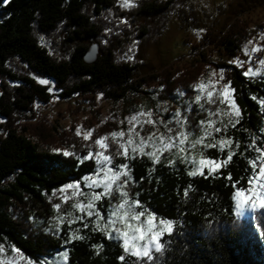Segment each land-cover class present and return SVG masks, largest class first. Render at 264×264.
<instances>
[{
	"label": "trees",
	"instance_id": "trees-1",
	"mask_svg": "<svg viewBox=\"0 0 264 264\" xmlns=\"http://www.w3.org/2000/svg\"><path fill=\"white\" fill-rule=\"evenodd\" d=\"M119 1L0 0V117L4 119L0 125V245L14 247L36 263L67 251L66 264H135L136 258L124 253L120 241L108 238L103 219L97 222L95 216L73 210V202L56 196L94 172L95 160L81 158L98 150L96 139L107 137L112 164L127 165L130 179L124 191L139 201V211L153 213L156 221L174 222L172 235L165 234L161 241L170 243L159 264H264L260 235L264 210L241 218L234 199L237 190L248 188L249 161L259 155L249 145L255 141L256 147L264 148L263 80H250L236 67L223 73L241 116L237 123L217 120L219 135L232 141L228 150L221 151L217 141H207L215 146L201 145L194 151L199 159L202 153L217 162L233 153L213 174L189 175L193 165L185 154H163L155 163L146 155H115L119 144L110 134L118 132L117 125L103 122L98 108V96L119 105L148 91L163 101L180 93L193 99L205 72L201 57L140 74L139 64L124 55L130 37L145 36L152 29L162 35L175 18L183 31L201 32L205 42L218 46L224 56L246 62L242 45L256 31L244 15L264 6V0L218 5L216 12L224 16L219 30L209 27L206 12L198 10L193 0H139L123 13L131 29L111 31L112 37L103 45L108 28L103 17L119 9ZM90 40L99 43L101 50L97 61L88 65L84 58ZM50 85L61 100L77 97L92 108L84 123L92 131L90 139L74 128L60 131L47 120L18 125L36 119V104L51 103ZM186 117L191 136H203L200 122L208 121L207 116L192 109ZM119 201L114 194L97 208L106 216ZM81 215L83 220L74 219Z\"/></svg>",
	"mask_w": 264,
	"mask_h": 264
},
{
	"label": "rangeland",
	"instance_id": "rangeland-1",
	"mask_svg": "<svg viewBox=\"0 0 264 264\" xmlns=\"http://www.w3.org/2000/svg\"><path fill=\"white\" fill-rule=\"evenodd\" d=\"M138 1L139 0H134V4ZM231 1L233 0H193V3L198 8V10H200L201 12H206L205 19L209 27L219 30L221 24L224 22V16L219 15L215 9L218 5H227V3ZM130 7L132 6L125 5V0H120L119 9L110 11L103 17L104 20L108 22V28L105 31L106 37L101 40L103 45H106L108 43L107 41L112 37L111 31H113L114 33H122L127 29H131L130 22L123 15V13H125V10L129 9ZM244 18H246L251 23V27L256 31V34L250 40L244 42L242 45V53L246 57V62L243 63H241V61H237L235 59L224 56L222 52H219L220 48L218 46L215 47L212 44H207L205 42V39L202 37L201 32L183 31L182 29H180L179 22H177L175 18L170 21L168 29L162 35L158 34L156 30L152 29L150 30V33L148 32V34L145 36H142L139 33L137 34L139 35V38L134 37V35L133 37H130V46L128 47L124 55L127 58L131 57L129 59L134 60L139 64L138 71L140 74L157 73L164 70L171 64L187 62L190 58L201 57L202 63L205 65V72L201 81L205 82L207 86L201 94V100L199 101V103L195 101V97L198 94L196 91L193 99L185 96L184 94L182 96L180 94H175L168 101H163L161 96H159L155 92L148 91V94H143L142 96L131 95L127 104L119 105H114L111 102L103 100L100 96H98V108L102 113V121L115 123L117 125L118 132L123 131L125 133L123 140L126 141L128 138V129L132 127V125H130L128 122V118L141 111L145 113L150 111L152 113L151 119L156 121V123H144L142 128L139 124H136L135 131L139 132L140 136L144 138H147L153 133L157 137L161 134H163L164 136H175L177 132L181 131V128L175 123L173 119V114L178 110L182 113L183 116H186L192 109H196L199 110L201 114L207 116L209 120L207 109H211L213 112H215L217 108H220L222 110L221 113L210 118L211 120L216 121V123L211 126L207 125V127H209V131L211 132V135L205 137L202 144L197 145L195 148H190L189 144L192 140L197 138V136H190L188 138V141H186L183 145L185 151L181 152L179 155L185 154L188 155L189 159L195 158L197 161H199V158H197L194 154V151L199 146L205 145L207 141H219L222 138L224 139V141H228L226 138L221 137L219 135V132L215 131V128H218L219 125L217 124V120L220 118L228 119V121L231 119L232 123H237L239 121V118L241 116L240 109L235 101L233 90L230 88L229 97L237 107L236 110L232 111L230 115L224 114L226 111H228V106L220 104L218 99L216 100L215 104L207 103V91L213 90V99H216L215 90L222 89L225 84H229L227 77L223 73L230 70L231 67L239 68L244 72H246L249 67H252L254 71L259 68V75L252 76L251 74H249L246 77H248L250 80L257 79L264 81V78H262L264 77V66H260L258 63L259 59L264 58V50L251 53V49L253 47L258 46L261 49H264V40L260 39L261 34L264 33V6H257L256 8L246 13L244 15ZM184 39H186V42H184ZM249 41H252V44H249ZM94 45L98 46L99 56L101 45L95 40H90L89 50H91L92 46ZM245 47H247L249 52L251 53V63H249V55L245 54ZM211 73H215V75H210ZM221 76H223V79H221ZM208 81H211L212 83L208 84ZM40 82L49 84V82L46 80H40ZM49 88L50 92L54 95L51 103L36 104L34 115L36 119L18 125L23 126L25 124L41 123L47 120L54 126H56L60 131L74 128L77 132V129H79V135L84 136V133L88 131L85 128L84 123L91 117L90 112L92 108L77 97L69 100H61L57 97L58 93L54 90L53 86L50 85ZM201 105L204 106L203 109L201 108ZM140 119L142 121H147L148 117L142 116L140 117ZM3 122L4 119L0 117V125ZM165 124H167V128L164 126ZM168 128L172 129L171 133L168 132ZM185 129L193 134L191 128L187 127V123L185 125ZM1 133L2 129L0 128V134ZM119 139L120 138H117V140ZM134 139L138 141L139 137H134ZM218 145L221 148V145ZM231 145L232 143H225L223 146V150H228ZM151 150V148L145 149L146 152ZM177 151L178 149L173 148L171 151H164L163 154L177 155ZM136 154L140 153L137 152ZM163 154L160 155L159 159ZM132 156L134 155L131 152V148L129 147L127 157ZM112 166L115 167L113 164ZM220 167L217 169L215 165H205L202 167L201 171L202 174H213L217 170H219ZM210 168L212 169L211 172L209 171ZM127 171L128 176L122 177L121 182L124 179H130L129 170L127 169ZM197 175L201 174L198 173ZM82 181L79 183V189L84 192L90 191V189L85 187ZM62 189H65V191H61ZM62 189L57 192L56 196L63 202L74 203L76 200H81L85 203L87 202L82 196H72V190L67 189L66 186ZM95 191L101 192L102 189L97 188L95 189ZM114 194L118 195V193L113 191L112 195ZM66 196L69 198L65 200L64 198ZM104 198L109 199L110 197L105 196ZM104 198H102L101 200H103ZM101 200L97 201L96 207ZM136 211L139 212V209L137 208ZM237 212L238 210L236 208V213ZM79 213L81 212L79 211ZM254 213L255 212L245 208L243 210V214L238 216L241 218H250L254 215ZM146 216L147 215H145V217H141V221H143ZM155 222L158 223V221ZM132 223L135 224L137 222L133 221ZM115 227L123 228L124 225L117 223ZM118 241L122 243L121 240ZM3 247L4 250L2 253H0V260L4 261L5 264H8L9 261H11V264H66L67 261V251H63L53 258L44 259L41 263H36L27 259L19 251L13 252V247L11 246L3 245ZM64 254H66V258Z\"/></svg>",
	"mask_w": 264,
	"mask_h": 264
},
{
	"label": "snow or ice",
	"instance_id": "snow-or-ice-1",
	"mask_svg": "<svg viewBox=\"0 0 264 264\" xmlns=\"http://www.w3.org/2000/svg\"><path fill=\"white\" fill-rule=\"evenodd\" d=\"M3 2L8 3L9 0H3ZM133 4L134 0H125L126 6H133ZM260 39L264 40V33L261 34ZM248 43L252 44V41H249ZM260 50L264 49H261L258 46L253 47L251 49V53H255ZM251 53L249 52L248 48L245 47V54L249 55V63H251ZM258 63L260 66H264V58L259 59ZM249 74L252 76L259 75V68L254 71L252 67H249L244 75L247 76ZM210 75H215V73H211ZM221 79H223V76H221ZM207 83L211 84L212 82L208 81ZM206 86V83L201 81L199 85L194 88V91L198 93L195 97V101L197 103H199L201 100V94L203 93V90L206 88ZM229 91L230 83L225 84L222 89L215 90L216 99H213V90L207 91V103L215 104L216 100L218 99L220 104L228 106V111H226L224 114L230 115L232 111L236 110L237 106L230 100ZM180 95L182 96L183 93H180ZM201 108L203 109L204 106L201 105ZM207 111L209 120L200 122L203 136H199L192 140L189 144L190 148H195L197 145L202 144L205 137L211 135L209 127H206L205 125H214L216 121H213L210 118L214 115H219L222 110L217 108L215 112H213L211 109H207ZM142 116H147L148 120L142 121L140 119ZM151 117L152 113L150 111L147 113L141 111L128 118V122L130 125H132V127L128 129V138L126 141L123 140V137L125 136L123 131L112 132L110 134L113 138V141L119 144V148L116 150L115 155H124L127 158L128 148L130 147L133 155L139 152L141 155L149 156L155 163L159 161V157L164 151H171L173 148H176L178 149L176 153L177 155L185 151L183 145L192 135L191 132L185 129L187 117L183 116L179 110L173 114L175 123L181 128V131L177 132L175 136H164L161 134L157 137L153 133L147 138H144L140 136L139 132L135 131V125L139 124L142 128L144 123L155 124L156 121L152 120ZM231 122L232 121L230 119L229 123ZM164 126L167 128V124ZM215 131L219 132L220 128H215ZM168 132L171 133L172 129L168 128ZM77 134H80L79 129H77ZM91 136V130L84 133L85 140L90 139ZM134 137H139V140L137 141L134 139ZM117 138L120 139L117 140ZM106 140L107 137L96 139L95 145L99 146L98 150L95 152L90 150L86 157L81 158L94 159L97 165L94 172L88 176H85L82 181L85 187L90 189V191L84 192L80 190V182L68 184L66 186L67 189L72 190V196H82L87 201L85 203L84 201L76 200L72 205V209H78L81 213L86 214L89 218L95 216L97 222L103 219L105 221L104 229L108 238L121 240L124 253L135 257V264H159L161 258L163 257V253L166 250V245L170 243V241H164L163 243L161 241L163 240L165 234L172 235L174 222L160 219L157 223L155 222V215L150 212L147 214L146 218L141 221V217H145L147 210L137 212L136 209L142 207L139 201L130 199L128 193L124 191L128 184V180L124 179L121 182V179L122 177L128 176L127 165H116L115 167L112 166L113 156L111 153H108L109 145L106 143ZM216 143L221 145V151H223L224 144H231L232 141H224L222 138ZM214 146V144L204 145V147ZM249 147H255V150L259 153V155L255 157V159L249 161V164L252 167V175L249 177L248 188L239 189L234 195V199L236 201L235 206L238 210L237 215H242L245 208L253 212L264 210V148L256 147L255 141H253V144L249 145ZM146 148H151L152 150L146 152ZM71 154L72 153L65 152V155ZM232 155L233 153L229 152L226 160L223 162H217L203 158V154L201 153V158L199 161H197L195 158L188 160V162L193 165L192 170L188 174L191 176L197 175L198 173L202 174L201 169L205 165H215V167L218 169L221 166V163H227L229 160H231ZM170 163H172V161H170ZM257 166L259 167V171L256 170ZM209 171L211 172L212 169L210 168ZM97 188H101L102 191L96 192L95 189ZM61 191H65V189H62ZM113 191L118 193L120 201L118 203L112 204L110 206V210L105 216V214L96 207V203L105 196L111 197ZM185 195H188L187 189L185 190ZM68 198L69 197L66 196L64 199L66 200ZM55 208L59 210L60 205H55ZM67 215L71 217L73 216V212L70 211ZM60 219L63 218L61 217ZM74 219L83 220L84 215L74 217ZM133 221H136L137 223L133 224ZM117 223L123 224L124 227H115ZM84 226L87 227L88 225L85 224ZM260 235L264 237V226H261ZM3 250V245H0V253H2ZM12 251L18 252L19 250L13 247ZM64 256L66 258V254H64ZM119 259L123 261L124 256H121ZM0 264H5V262L0 260ZM8 264H11V261H9Z\"/></svg>",
	"mask_w": 264,
	"mask_h": 264
},
{
	"label": "water",
	"instance_id": "water-1",
	"mask_svg": "<svg viewBox=\"0 0 264 264\" xmlns=\"http://www.w3.org/2000/svg\"><path fill=\"white\" fill-rule=\"evenodd\" d=\"M98 46L94 45L92 46L91 50L87 52L85 55L84 61L86 64L91 65L94 64L98 59Z\"/></svg>",
	"mask_w": 264,
	"mask_h": 264
}]
</instances>
